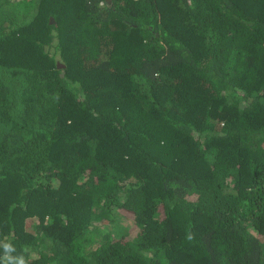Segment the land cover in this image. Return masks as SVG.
I'll list each match as a JSON object with an SVG mask.
<instances>
[{
    "label": "trees",
    "instance_id": "obj_1",
    "mask_svg": "<svg viewBox=\"0 0 264 264\" xmlns=\"http://www.w3.org/2000/svg\"><path fill=\"white\" fill-rule=\"evenodd\" d=\"M0 264H264V0H0Z\"/></svg>",
    "mask_w": 264,
    "mask_h": 264
},
{
    "label": "water",
    "instance_id": "obj_2",
    "mask_svg": "<svg viewBox=\"0 0 264 264\" xmlns=\"http://www.w3.org/2000/svg\"><path fill=\"white\" fill-rule=\"evenodd\" d=\"M106 1H108V2H111V0H106ZM54 22V20L53 19H51V23H53Z\"/></svg>",
    "mask_w": 264,
    "mask_h": 264
}]
</instances>
